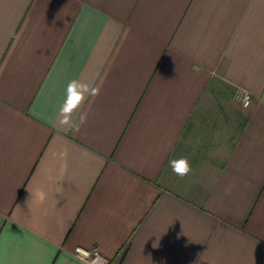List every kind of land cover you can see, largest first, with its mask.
I'll use <instances>...</instances> for the list:
<instances>
[{
  "label": "crops",
  "instance_id": "obj_1",
  "mask_svg": "<svg viewBox=\"0 0 264 264\" xmlns=\"http://www.w3.org/2000/svg\"><path fill=\"white\" fill-rule=\"evenodd\" d=\"M73 79L100 86L79 130ZM76 247L264 264V0H0V264Z\"/></svg>",
  "mask_w": 264,
  "mask_h": 264
},
{
  "label": "clouds",
  "instance_id": "obj_2",
  "mask_svg": "<svg viewBox=\"0 0 264 264\" xmlns=\"http://www.w3.org/2000/svg\"><path fill=\"white\" fill-rule=\"evenodd\" d=\"M99 94V85L89 84L78 79L69 81L66 86L64 100L57 110L58 122L69 130H79L80 126L86 123L88 114L84 111L76 119L73 118L74 114L77 113L89 97L95 98ZM247 106L248 104L246 103L245 107ZM169 165L172 172L181 178L189 175L192 171L191 164L186 156L171 160ZM44 197L45 194L41 192L39 198L42 200ZM76 253L75 258L79 261V264H109V260L101 256L98 251L93 253L77 248Z\"/></svg>",
  "mask_w": 264,
  "mask_h": 264
},
{
  "label": "built area",
  "instance_id": "obj_3",
  "mask_svg": "<svg viewBox=\"0 0 264 264\" xmlns=\"http://www.w3.org/2000/svg\"><path fill=\"white\" fill-rule=\"evenodd\" d=\"M233 99L237 102V103H239L242 107H244V108H247V107H249L250 106V104H251V96H250V94L247 92V91H245V90H243V89H236L235 90V92H234V95H233ZM250 101V102H249ZM248 104V106L247 107H245V104ZM77 248H82V247H76L75 249H74V251H73V256H75L76 257V255H77V253H76V249ZM82 249H85V248H82ZM85 250H87V251H89V252H93V253H95V252H97L96 250H94V249H85ZM101 255V254H100ZM102 256V255H101Z\"/></svg>",
  "mask_w": 264,
  "mask_h": 264
}]
</instances>
